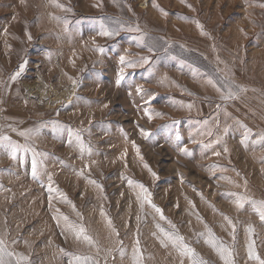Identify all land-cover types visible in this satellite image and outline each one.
Listing matches in <instances>:
<instances>
[{"label": "rangeland", "instance_id": "374dc122", "mask_svg": "<svg viewBox=\"0 0 264 264\" xmlns=\"http://www.w3.org/2000/svg\"><path fill=\"white\" fill-rule=\"evenodd\" d=\"M262 201L264 0H0L4 264H261Z\"/></svg>", "mask_w": 264, "mask_h": 264}, {"label": "snow or ice", "instance_id": "6c2138e0", "mask_svg": "<svg viewBox=\"0 0 264 264\" xmlns=\"http://www.w3.org/2000/svg\"><path fill=\"white\" fill-rule=\"evenodd\" d=\"M57 6L60 7L61 5L57 4ZM101 35L109 36V35H112V33L108 32V31H104V32L101 33ZM101 51H103V49H101ZM120 59H121V62L123 63V62H124V57H121ZM130 66H131V65H130ZM119 82H120V81L118 80L117 83H119ZM13 158H15V151H14V150H13ZM33 175H34V176L36 175V165H35V162L33 163ZM142 191H146V189H143V188H142ZM149 195H150V194H149ZM143 200H148V196H144V197L142 198V206H143ZM148 202L151 203L150 200H148ZM261 206L264 207V201L261 202ZM153 207H155V205H153ZM157 211L159 212L160 209H157ZM162 218H163V217H162ZM65 219H66V218H65ZM261 219L264 220V212H261ZM84 231H85V230H84L83 228H80V229H79V233H80V234H83ZM166 235H168V234H166ZM84 238H85L86 240H90V237H88V236H86V235L84 236ZM168 239L171 240L173 244H177V243H181V244H182V241H183V238H182V237H179V236L172 237L171 235H168ZM210 243H211V241H210ZM2 244H3V241L0 240V245H2ZM213 246H215V244H213ZM189 251H191V250H189ZM225 251H226V250H222V251H221V256H222V258L227 259V258L225 257V255H224V252H225ZM22 258H23V257H22ZM0 264H4L2 258H0ZM229 264H230V261H229ZM261 264H264V261H262Z\"/></svg>", "mask_w": 264, "mask_h": 264}, {"label": "bare ground", "instance_id": "6f19581e", "mask_svg": "<svg viewBox=\"0 0 264 264\" xmlns=\"http://www.w3.org/2000/svg\"><path fill=\"white\" fill-rule=\"evenodd\" d=\"M40 72V71H39ZM41 74V73H40ZM29 87V86H28ZM70 94V93H69ZM72 94V93H71ZM68 96V98H69V95H67ZM71 97V96H70Z\"/></svg>", "mask_w": 264, "mask_h": 264}]
</instances>
